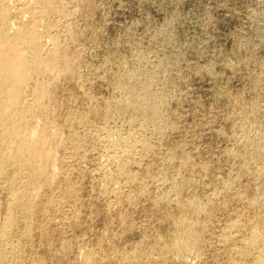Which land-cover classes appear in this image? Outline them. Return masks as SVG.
Wrapping results in <instances>:
<instances>
[{
	"label": "rangeland",
	"instance_id": "rangeland-1",
	"mask_svg": "<svg viewBox=\"0 0 264 264\" xmlns=\"http://www.w3.org/2000/svg\"><path fill=\"white\" fill-rule=\"evenodd\" d=\"M4 24L57 64L22 96L43 170L0 128V264H264V0H0Z\"/></svg>",
	"mask_w": 264,
	"mask_h": 264
},
{
	"label": "bare ground",
	"instance_id": "bare-ground-1",
	"mask_svg": "<svg viewBox=\"0 0 264 264\" xmlns=\"http://www.w3.org/2000/svg\"><path fill=\"white\" fill-rule=\"evenodd\" d=\"M5 19L6 16L3 20ZM5 26L6 24L0 26L1 31ZM2 32L3 35L8 34L7 31ZM28 34V41L36 45L33 55L31 53L28 55L26 50L18 45L19 40L26 39L22 36L21 31L16 32L13 37L9 36L13 40L9 46H0V128L4 130L5 134L1 152L7 161L18 159L29 163L40 172L43 170V160L49 159L51 155L45 139L41 135L29 136L23 130L25 118L23 115L26 109H23L25 102L22 96L32 71L53 72L57 64V57L53 52L50 56L43 52L33 35V30H30L26 35ZM38 94L42 95L41 92ZM2 232L5 234L6 229H3Z\"/></svg>",
	"mask_w": 264,
	"mask_h": 264
}]
</instances>
